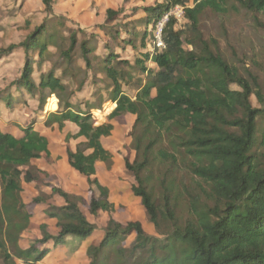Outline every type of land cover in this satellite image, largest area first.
I'll return each instance as SVG.
<instances>
[{"label":"trees","instance_id":"1","mask_svg":"<svg viewBox=\"0 0 264 264\" xmlns=\"http://www.w3.org/2000/svg\"><path fill=\"white\" fill-rule=\"evenodd\" d=\"M41 4L43 12L51 15L53 0H41ZM175 6H183L184 28H175L176 20L169 15L161 31L163 46L157 47L152 40V49L141 53L133 64L120 59L112 48L105 57H98L93 42L79 39L76 31L69 30L66 37L58 35L48 17L23 41L0 49V57L21 48L25 60L13 81L18 98L28 95L36 102V111L42 112L54 96L57 109L48 114L46 126L56 123L62 129L65 122H72L78 130L74 135L67 133L66 141L84 139L73 150L66 147L67 161L86 179L88 212L108 215L101 238L86 248L87 264H264V94L255 75L246 71L247 78L241 76L212 50L214 40L203 39L199 30V17L206 8L225 13L239 6L264 16V0H165L145 7L142 21L145 28L152 23L150 29L139 33L131 28L125 31L127 38L116 31L112 41L121 40L136 49L140 36L141 46L146 47L155 23ZM122 14L123 8H107L104 24ZM78 59L83 67L77 66ZM149 61L156 70L146 65ZM45 63L51 65L50 70L36 80L34 70L41 71ZM94 68L95 76L102 74L111 84L109 99L115 104L101 124H95L91 109H99L102 99L84 106L73 103L75 91L63 82L65 77L73 80L75 72L86 75ZM133 69L145 75L146 81L129 96L123 84L134 79ZM57 70L60 76L54 74ZM80 82L77 90L83 86L84 81ZM252 95L260 107L251 104ZM18 98L1 92L0 112L1 108L12 109ZM127 113L135 115L131 141L135 157L124 159L125 169L134 179L131 190L151 224L169 226L164 239L147 234L138 221L122 224L115 220L108 191L96 177L97 162L112 163V153L101 139L110 135L112 120ZM34 123L32 119L22 127L18 137L2 129L0 122V264H36L49 251L45 244H64L67 237L85 240L96 229L81 211L83 198L53 186L52 194L40 193L32 202L47 203L53 195L62 198V206L49 205L46 210L56 220L57 233L41 225V237L26 248L20 246L31 216L21 197L23 183L46 175L35 161L51 154L48 139ZM154 161L166 171L187 173L189 185L182 188L174 176L158 182L159 202L148 175ZM183 209L186 215L181 217ZM130 235H134L132 242L124 245Z\"/></svg>","mask_w":264,"mask_h":264},{"label":"rangeland","instance_id":"2","mask_svg":"<svg viewBox=\"0 0 264 264\" xmlns=\"http://www.w3.org/2000/svg\"><path fill=\"white\" fill-rule=\"evenodd\" d=\"M164 1L53 0L52 14L47 16L43 12L41 0H0V49L6 48L11 43H20L35 26L41 23L44 17H48V22L55 27L58 35L66 37L69 30L76 31L79 39L86 38L93 42L98 57H105L112 48V52L118 53L120 59L133 64L136 57L138 58L141 53L152 49V43L156 41L153 38L154 35H157L156 26L151 32V37H146L145 42H148L146 47L141 46L140 36L136 42V49H133L123 44L121 40L112 41L111 35L119 31L121 38H127L125 31L131 28L139 33L150 29L152 23L145 28L142 21L146 15L144 9ZM188 4L192 5L191 2ZM236 7L237 9L229 8L225 13H216L210 8L204 9L199 17V30L203 39L214 40L215 43L211 44L212 50L218 52L228 63L236 67L241 76L247 78L246 71L255 75L264 94V16L261 14L255 16L239 6ZM107 8H123L125 14L116 16L115 20L104 24V12ZM185 24V20L176 21L175 28L183 29ZM90 35L95 36V38L90 37ZM185 48L189 47L185 46ZM49 49L55 50L53 46H50ZM35 55L36 53H33L32 57ZM24 60L25 56L21 48L0 57V93L9 92L13 96L19 97V92L15 90L13 81L19 77ZM97 62L98 59L93 60L94 65ZM79 65L84 66L81 59L77 60V66ZM146 65L152 70L157 69L156 65L151 64L150 61ZM50 68L51 65L45 63L41 71L34 70V78L37 80L41 74L45 75ZM125 68L129 70L130 66ZM96 71V68L88 70L85 72L86 75L84 72L78 71L75 72L76 75L73 80H70V77H65L63 82L69 84L71 89L75 91L72 97L73 103H81L84 106L85 103L97 102L98 99H102V105L99 109H91L95 124H101L107 121V115L115 107V104L109 99L111 84L104 75L95 76ZM139 73V70L133 69L131 74L134 79L129 85L123 84V91L129 96H133L140 83L142 85L146 81V76ZM54 74L60 76V70L54 71ZM83 75L85 76L83 77ZM80 81H84L83 86L77 90L81 84ZM231 87L239 89L236 85ZM22 97L24 98H18L17 104L9 110V113L1 108V112H3L0 118L2 121L1 128L4 129L3 127L9 124L12 125L13 121L24 124L32 119L38 120L35 123V128L48 139L51 154L48 159L40 158L35 162L37 167L47 176L41 173L38 180L23 184L21 197L31 216L29 226L21 235L20 243L22 246H27L31 241L40 238L41 225H45L50 232L57 233L55 221L46 214V210L49 205L62 206L64 203L62 198L53 195L47 203L32 202V198L40 193L52 194L51 189L55 186L83 198L85 202L80 203L81 211L91 223L97 226V231L89 239L79 242L73 252L65 249L55 251L47 260L41 261V264H85L84 250L92 239L95 241L99 239L100 229L108 215L101 212L97 216H92L88 212L86 208L88 194L85 180L78 176L67 163L65 148L74 149L77 143L84 139L70 138L66 141V133L74 135L77 132V127L72 122H65L62 129L56 123L49 127L46 126V114L48 116L49 113L55 112L57 109L54 96L47 100L42 112L34 110L36 102L32 98L25 94ZM23 99H25V103H23ZM250 100L254 107H260L254 95L251 96ZM134 122L135 115L130 113L112 120L113 129L110 135L101 139L103 146L112 153V163L109 166L105 163H98L96 165V177L108 191V199L113 205L112 217L115 220L122 224L138 221L147 234L164 239L169 226L163 225L161 228H156L149 222L139 198L132 193L131 187L134 184V179L124 166V159L132 161L135 157V151L131 146ZM11 128L13 125L10 126ZM15 133L18 132L15 131ZM148 175L151 177L149 182L155 184L154 195L157 199L159 196V202H161L162 194L158 182L162 180L165 182L174 176L182 188L189 185L187 173L178 174L170 170L166 171V167L160 166L156 161L152 162ZM180 215L181 217L186 215L184 209L180 211ZM133 238L134 235L128 236L124 245H129Z\"/></svg>","mask_w":264,"mask_h":264},{"label":"crops","instance_id":"3","mask_svg":"<svg viewBox=\"0 0 264 264\" xmlns=\"http://www.w3.org/2000/svg\"><path fill=\"white\" fill-rule=\"evenodd\" d=\"M123 1V0H122ZM34 110H36V108H34ZM5 111H6V113H9L10 111L9 110H7V109H5ZM44 111V110H43ZM2 114H3V112H0V115L2 116ZM46 117H47V114H46ZM46 117H45V119H46ZM1 118V117H0ZM44 119V120H45ZM35 120V119H34ZM31 121V120H30ZM38 120H35V123L37 122ZM0 122L2 123V121L0 120ZM8 123V122H7ZM29 122H26V123H24V124H19V123H17V122H15V121H13V128H11L10 129V126H12V125H7V126H4L3 128H4V130L5 131H8L9 133H11V134H13V135H15V136H22V131H21V128L22 127H24L26 124H28ZM35 123H34V128H35ZM2 126V125H1ZM77 127V126H76ZM36 129V128H35ZM37 130V129H36ZM77 130H78V128H77ZM15 131H17L18 133H15ZM38 131V130H37ZM38 132H40V131H38ZM67 134V133H66ZM65 134V135H66ZM66 149V148H65ZM73 150V149H72ZM64 153H65V150H64ZM65 156H66V154H65ZM67 158V157H66ZM40 159V158H39ZM42 159H44V158H42ZM38 160V159H37ZM36 160V161H37ZM35 161V162H36ZM67 163H68V161H67ZM98 163H103V162H97L96 163V165L98 164ZM36 164V163H35ZM69 165V164H68ZM70 166V165H69ZM72 170L78 175V176H80V177H82L84 180H85V183H86V191H87V194H88V185H87V182H86V179L83 177V176H81V175H79L73 168H72ZM33 182V181H32ZM30 183V182H29ZM24 184V183H23ZM88 197H89V194H88ZM101 213V212H100ZM51 219H53L54 221H55V227H56V231L58 230V228H57V226H56V220L54 219V218H51ZM103 226V225H102ZM96 228H97V226H96ZM102 228V227H101ZM49 231V230H48ZM97 230L95 229V231L93 232V234L90 236V237H92L94 234H95V232H96ZM50 232V231H49ZM100 232H101V229H100ZM50 233H53V232H50ZM102 233V232H101ZM89 237V238H90ZM89 238H87V239H89ZM101 238V235H100V237H99V239ZM87 239H85V240H87ZM99 239H97L96 241L95 240H91L90 242H89V244L90 243H92V242H97ZM20 241H21V239H20ZM81 241H83V240H74V239H72L71 237H67L66 238V242L64 243V244H59V245H56V246H53L52 245V243H47V244H45L44 245V247H46V248H48L49 249V251H48V253L46 254V256L41 260V261H43V260H47L48 258H49V256L53 253V252H55V251H60V250H68L69 252H73L74 250H76V246H77V244L79 243V242H81ZM19 244H20V246L22 247V248H26V247H28V245L27 246H22L21 245V243L19 242ZM88 244V245H89ZM88 245L86 246V248L88 247ZM50 246V247H49ZM86 248H85V250H84V260H85V264H87V262H88V260H87V257H86V254H85V251H86ZM41 261L40 262H37L36 264H41ZM17 264H23V263H21V262H17Z\"/></svg>","mask_w":264,"mask_h":264},{"label":"built area","instance_id":"4","mask_svg":"<svg viewBox=\"0 0 264 264\" xmlns=\"http://www.w3.org/2000/svg\"><path fill=\"white\" fill-rule=\"evenodd\" d=\"M169 15L173 16L176 21L184 20L183 6H175L167 14H165L158 22L155 23L154 26H156L157 28V35L155 36L156 39L155 45L157 47L163 46V42L161 40V31Z\"/></svg>","mask_w":264,"mask_h":264}]
</instances>
